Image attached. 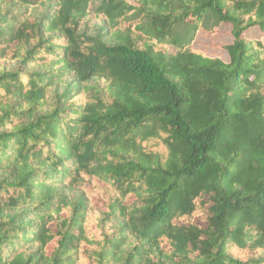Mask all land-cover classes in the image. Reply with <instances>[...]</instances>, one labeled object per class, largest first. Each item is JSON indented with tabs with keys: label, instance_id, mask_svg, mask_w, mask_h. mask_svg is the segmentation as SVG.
<instances>
[{
	"label": "trees",
	"instance_id": "16d2710c",
	"mask_svg": "<svg viewBox=\"0 0 264 264\" xmlns=\"http://www.w3.org/2000/svg\"><path fill=\"white\" fill-rule=\"evenodd\" d=\"M0 264H264V0H0Z\"/></svg>",
	"mask_w": 264,
	"mask_h": 264
},
{
	"label": "rangeland",
	"instance_id": "374dc122",
	"mask_svg": "<svg viewBox=\"0 0 264 264\" xmlns=\"http://www.w3.org/2000/svg\"><path fill=\"white\" fill-rule=\"evenodd\" d=\"M80 32L84 33L85 35L98 37L103 42L111 44L113 41L111 40L110 35L108 34V30L106 28V24L103 20H98L94 18H87L85 19L80 27ZM231 36L228 33V30H225L220 35L209 36L204 32H199L196 38V45L200 48L204 49V51L208 52L209 54H218L219 53V46L221 44L227 43L231 40ZM195 44V42H194ZM74 83L70 76L65 78V84L62 86H58L56 89L54 88L53 93L60 94L64 88L67 86L73 87ZM75 197L79 198L80 193H75Z\"/></svg>",
	"mask_w": 264,
	"mask_h": 264
}]
</instances>
